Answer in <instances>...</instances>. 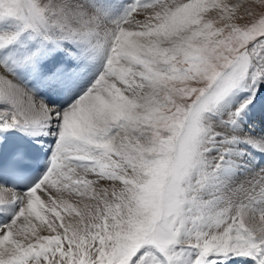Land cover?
<instances>
[{"label":"snow or ice","instance_id":"6c2138e0","mask_svg":"<svg viewBox=\"0 0 264 264\" xmlns=\"http://www.w3.org/2000/svg\"><path fill=\"white\" fill-rule=\"evenodd\" d=\"M112 10L0 0V264H264V0Z\"/></svg>","mask_w":264,"mask_h":264},{"label":"bare ground","instance_id":"6f19581e","mask_svg":"<svg viewBox=\"0 0 264 264\" xmlns=\"http://www.w3.org/2000/svg\"><path fill=\"white\" fill-rule=\"evenodd\" d=\"M115 9L113 8L112 14ZM114 15V14H113ZM31 86V85H29ZM244 132L255 135L257 133H264V105L258 106L254 112H250L249 115L244 120ZM44 138H51L43 136ZM255 159L257 161L258 157L255 154ZM242 178V177H241ZM4 217L0 215V220H3Z\"/></svg>","mask_w":264,"mask_h":264},{"label":"rangeland","instance_id":"374dc122","mask_svg":"<svg viewBox=\"0 0 264 264\" xmlns=\"http://www.w3.org/2000/svg\"><path fill=\"white\" fill-rule=\"evenodd\" d=\"M113 12H114V13H113V14H114L113 16H114V17H118V11L115 10V11H113Z\"/></svg>","mask_w":264,"mask_h":264}]
</instances>
